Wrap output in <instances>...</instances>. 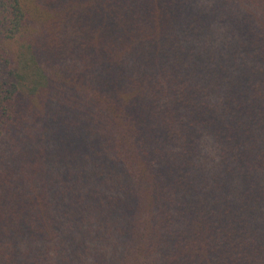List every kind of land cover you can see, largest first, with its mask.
<instances>
[{"label": "trees", "instance_id": "16d2710c", "mask_svg": "<svg viewBox=\"0 0 264 264\" xmlns=\"http://www.w3.org/2000/svg\"><path fill=\"white\" fill-rule=\"evenodd\" d=\"M0 264H264V0H0Z\"/></svg>", "mask_w": 264, "mask_h": 264}]
</instances>
